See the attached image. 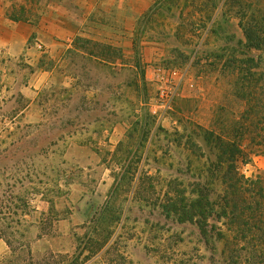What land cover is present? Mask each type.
Returning <instances> with one entry per match:
<instances>
[{"label":"rangeland","instance_id":"374dc122","mask_svg":"<svg viewBox=\"0 0 264 264\" xmlns=\"http://www.w3.org/2000/svg\"><path fill=\"white\" fill-rule=\"evenodd\" d=\"M81 1L0 0V11L33 23L64 14L80 21L87 11ZM149 1L132 39V70L124 49L121 72L100 71L87 55L108 49L79 38L58 71L62 80L26 117L19 114L29 98L0 102V264L59 262L76 252L104 209L120 219L107 227L116 229V241L91 264H226L224 242L206 244L197 225L180 222L173 209L196 199L189 193L197 185L216 201L219 185L207 173L215 151L206 138L242 121L246 104L235 82L260 53L245 48L225 0ZM97 32L87 27V35ZM159 71L181 80L161 117L152 112ZM239 167L246 177L262 175L264 157ZM208 223L224 230L215 218Z\"/></svg>","mask_w":264,"mask_h":264},{"label":"trees","instance_id":"16d2710c","mask_svg":"<svg viewBox=\"0 0 264 264\" xmlns=\"http://www.w3.org/2000/svg\"><path fill=\"white\" fill-rule=\"evenodd\" d=\"M227 3L236 10L234 18L238 20L245 48L260 56L248 60L251 64L244 73L239 69L240 76L235 82V96L246 104L242 121L235 123L231 133L224 132L225 136L223 132L216 136L210 133L206 138L215 151V160L207 173L219 185L216 201H212L205 185H197L189 193L197 198H183L182 207H175L173 212L180 217V222L195 223L206 244L209 238L223 241L226 264H264V174L246 177L239 167L251 164L256 157H264V87L258 83L263 76L260 64L264 55V0H225ZM12 20L27 21L24 15ZM212 218L222 223L224 230L208 225ZM119 220L104 209L90 222L83 238L78 239L76 252L61 255L59 262L50 264H91L108 245L115 243L116 229L108 231L107 227L111 228ZM91 244L95 247L90 248Z\"/></svg>","mask_w":264,"mask_h":264},{"label":"crops","instance_id":"0c3cea01","mask_svg":"<svg viewBox=\"0 0 264 264\" xmlns=\"http://www.w3.org/2000/svg\"><path fill=\"white\" fill-rule=\"evenodd\" d=\"M81 2L87 11L80 21L67 14L58 15L47 23L13 21L4 15L3 10L0 11V102L5 96L11 98L18 94L29 98L19 116L24 114L26 117L31 107L39 102V95L62 80L58 71L70 58V51L75 49L79 38H92L100 47L108 49L109 52L96 56L86 54L98 61L100 71L114 74L121 72L124 67V49L125 56L130 58L129 67L133 69L132 39L137 21L149 9L150 1ZM61 9L68 11L65 6H61ZM90 25L100 30L96 36L87 35ZM74 26L77 28L74 29ZM37 43L44 46L43 51L36 50L34 45ZM25 61L29 67L22 65L21 62ZM38 116L42 118V115ZM1 244H4L2 240L0 249Z\"/></svg>","mask_w":264,"mask_h":264},{"label":"built area","instance_id":"2783aa9c","mask_svg":"<svg viewBox=\"0 0 264 264\" xmlns=\"http://www.w3.org/2000/svg\"><path fill=\"white\" fill-rule=\"evenodd\" d=\"M34 47L39 52L43 50L42 45L38 43L35 44ZM162 75L163 73L159 71V73L156 76L157 78L156 80L159 82L160 87H159V95H158V100L156 102V107L152 111L154 115H157V109H158L160 112L158 116L160 117L171 109L174 99L177 95L178 87L181 83V80L176 81L174 79V77H176L177 75V73L174 71L170 72L169 76L167 77H164Z\"/></svg>","mask_w":264,"mask_h":264}]
</instances>
